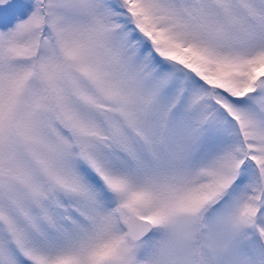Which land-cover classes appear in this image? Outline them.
I'll use <instances>...</instances> for the list:
<instances>
[{
    "label": "snow or ice",
    "instance_id": "snow-or-ice-1",
    "mask_svg": "<svg viewBox=\"0 0 264 264\" xmlns=\"http://www.w3.org/2000/svg\"><path fill=\"white\" fill-rule=\"evenodd\" d=\"M0 264H264V0H0Z\"/></svg>",
    "mask_w": 264,
    "mask_h": 264
}]
</instances>
